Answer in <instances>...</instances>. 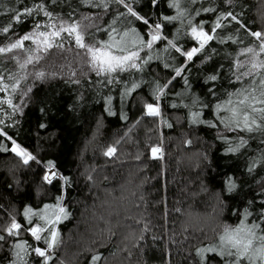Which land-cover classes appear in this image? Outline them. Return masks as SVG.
Here are the masks:
<instances>
[{
  "label": "trees",
  "instance_id": "trees-1",
  "mask_svg": "<svg viewBox=\"0 0 264 264\" xmlns=\"http://www.w3.org/2000/svg\"><path fill=\"white\" fill-rule=\"evenodd\" d=\"M40 3L52 13L51 19L34 12L16 21L17 13ZM169 3L159 0L157 7H152L150 0H136L132 7L150 22L184 11V16L165 21L161 29L162 36L174 40L182 50L198 46L188 35L190 19L193 24L205 22L204 30L210 32L216 18L231 11L245 27L231 18L223 20L216 38L190 62L175 49L164 51L166 40L158 41L153 50L140 53L145 59L153 57L142 71L114 74L118 80L112 84L76 66L67 34L62 35L66 43L56 51L71 57L61 62L59 55L51 52L33 64L50 71L66 66L69 75L55 72L30 83L22 75L15 50L0 54L4 82L19 81L15 93L11 87L0 92V101L11 98L20 108L14 112L7 103L0 104V120L4 121L0 128L39 161L25 165L8 150L11 140L0 137V235L5 236L0 241V264L16 260L13 245L18 242L46 248L26 230L44 226V222L33 217L28 224L23 213L25 208L40 211L45 204L55 205L58 196H63L62 206L69 215L54 225L59 243L49 250L48 264H201L197 249L218 245L224 227L238 226L246 208L252 213L247 223L264 228V218H260L264 211V131H242V124L226 127L231 113L227 109L217 112L215 107L226 102L229 94L247 87L251 79L259 80L253 75L237 81L235 73L239 63L245 64L240 71L250 66L252 54L242 55L243 49L258 51V41L248 33L264 32V0H180V9L170 8ZM202 8L215 11L197 15ZM125 12L127 9L116 3L103 9L82 0H0V30L11 25L7 33L0 31V47L34 31L37 23L39 31H47L49 23L70 24L82 17L94 21L85 31L86 43L107 40L105 30L113 19L121 30L136 27L147 39L148 29L142 22L118 15ZM259 59H264V53ZM185 64L182 76L173 79L174 67ZM211 74L218 79L207 81ZM10 75L15 80L7 79ZM170 80L159 101L161 116L145 115L144 104L154 102L156 83L164 85ZM132 82L140 87L125 96ZM231 99L236 105L239 97L232 95ZM194 112L200 113L202 122L193 123ZM240 140L246 143L237 152L227 151L229 143L235 146ZM153 147L161 148L162 156H153ZM109 148L115 152L106 155ZM49 161L55 164V171L67 177V184L43 180ZM229 178L236 184L231 192ZM13 219L21 229L18 235L8 236L6 228ZM257 234L264 232L257 229ZM29 252L27 264H43V258L31 249ZM97 255L100 259L93 261ZM205 255L212 264H220L215 254Z\"/></svg>",
  "mask_w": 264,
  "mask_h": 264
},
{
  "label": "snow or ice",
  "instance_id": "snow-or-ice-1",
  "mask_svg": "<svg viewBox=\"0 0 264 264\" xmlns=\"http://www.w3.org/2000/svg\"><path fill=\"white\" fill-rule=\"evenodd\" d=\"M136 0H82V3L90 5L92 7H100L107 9L109 4L116 3L123 5L127 9L125 13H119V16H124L127 19L128 16L135 18L136 21L142 22L143 25L148 29L146 32L147 39L145 35H141L140 31L136 27H125L123 30L116 27L117 20L113 19L112 23L109 25V28L106 31L108 39L103 41L93 40L91 43H86L85 41V32L82 30V25L80 22H73L65 25L61 23L58 27L55 23H49L46 25L47 28L54 29L51 32L48 31H39L40 24L37 23L34 25V31L29 32L22 37L18 38L14 42L10 43L7 47H0V54L12 52L14 49H22L24 47V42L31 40L34 44L37 45L38 49L44 51L53 47L54 38H61V33H67L69 37L74 39L76 47L83 49L85 55L88 58V63L96 73V75L103 76L106 83L112 84L118 80V77L114 74L129 72L130 70H136L137 72L143 70V65H146L153 59L151 55H147V58L141 57L140 53L145 49L153 50L154 44L158 41L166 40L167 47L164 51H169V49H175L177 53L186 58V61H192L193 58L203 51L206 48V45L216 38L215 33L217 29H220L222 21L231 18V20L236 21L240 27H245L241 24L240 20L234 15L231 11L226 14H221L216 18L212 23L210 32L204 30V23L199 22L198 24H193L192 20H188V25L190 27V32L188 35L194 40L198 46L191 47L190 50H182L181 47H178L177 44L172 39L162 36L161 29L165 21L171 23L180 19L184 16V11H178L176 16H162L160 19L154 22H150V19L147 15L139 14L132 4ZM189 3H195L196 0H188ZM231 3V0H228ZM152 7H157L159 0H150ZM180 0H170L169 7L180 9ZM200 11L203 12H214L215 8H202L197 10V15L200 14ZM34 12H43V14L50 19L52 18V13L48 12L43 3L35 5L34 8H25L23 13H17L15 19L17 22H20L21 15L31 16ZM89 19V17H85ZM130 23V22H129ZM11 25H9L10 27ZM9 27L3 28L2 32L7 33ZM258 41V51L256 48L247 47L242 50L241 54H252L253 59L250 61V66L247 71H240V69L245 68L244 63H239L237 65V72L235 73V78L237 81L242 80L244 77H252L253 75L258 76L259 80L251 79L247 87L239 89L236 93L229 94V99L223 104L218 103L215 105L217 112L227 109L231 115L225 121L226 127H231L233 124L236 127H240L241 124L243 127L242 131L253 132L255 130L264 131V107H257L256 105H264V59H259L260 55L264 53V32L261 31H250L248 33ZM231 39V37H229ZM224 41L221 39L220 41ZM56 46L62 47V44H57ZM139 61V63L137 62ZM33 62V57L29 56L24 63H21L19 66L21 69H24L28 64ZM168 64H165V67H168ZM187 65L176 66L173 71L176 77L182 76V73L185 71ZM45 73H37L38 78H44ZM26 78V77H25ZM9 80H15V77L10 75L7 77ZM218 79L216 74H211L207 77V81H216ZM5 77L0 74V92H6L9 87H11L12 92L17 91V86L19 84L18 80L11 85L5 83ZM185 83L187 80L185 79ZM171 84V80L168 83L161 85L156 83V86L153 90V103H145V115L150 117H160V105L159 101L162 96L165 95V89ZM140 84L137 82H132L130 87H126L124 95H131L132 92L139 88ZM31 91V89H29ZM209 92L214 94L212 89H209ZM232 95L239 97L238 103L234 105L233 100L231 99ZM112 98H108V104H111ZM198 101H193L197 103ZM7 103L9 107L13 109L14 112L19 111V105H13L11 98H8L6 101H0V104ZM228 105H234L228 107ZM176 107V105H172ZM252 113L256 115H251ZM200 113H192L193 123L202 122L199 119ZM257 116L259 117L260 123H257ZM242 117V119H241ZM4 121L0 120V124H3ZM209 123L210 127H215V124ZM171 127V125H168ZM44 127V125H41ZM0 137H7L11 140L12 147L11 152L15 153L20 157L25 165L30 161H36V157L31 153L25 151L16 143L7 132L0 128ZM246 143L244 140H240L238 144L232 146L229 143L227 151L230 153H235L239 148ZM153 156H155L160 149L158 147H153L151 149ZM115 152V148H109L105 153L106 155H111ZM39 163V161H36ZM48 171L44 174L43 180L51 184L54 179L64 181L68 183L67 177L59 174L55 171V164L51 161L48 162ZM236 188V184L232 182L231 178L228 181V191H233ZM57 203L55 205L45 204L43 209L40 211H33L32 208H25L24 217L27 220L28 224H32V218L38 217L40 221L44 222V226L37 224L29 229H26L30 232L31 236L35 241H43L46 245V248L39 246H32L28 244L27 241L18 242L13 245L15 251L16 260L12 261V264H27L25 259L29 254V249L32 253H35L36 256L43 258V264H48V261L51 259V256L48 254L49 250H52L58 243L59 233L54 227L55 224L59 223L62 219H66L69 215L66 208L62 206L63 196H58L56 198ZM251 203V201L249 202ZM264 209V204L261 205ZM252 213L246 208L244 210L243 219L240 220L238 226H225L223 229V234L219 236L218 245H210L197 249V255L200 257L201 264H212L211 258L205 254H215L219 257L220 264H242L244 260H247L249 264H257V261L260 264H264V235H258L257 229L261 232H264V228H261L259 223H247L248 217ZM260 218H264V211H261ZM21 229V224L16 222L15 219L12 220L10 226L6 229L9 236H15L19 234ZM41 233H47V235L42 236ZM5 236L0 235V241H4ZM231 258V259H229ZM93 261L100 259V256H93Z\"/></svg>",
  "mask_w": 264,
  "mask_h": 264
},
{
  "label": "rangeland",
  "instance_id": "rangeland-1",
  "mask_svg": "<svg viewBox=\"0 0 264 264\" xmlns=\"http://www.w3.org/2000/svg\"><path fill=\"white\" fill-rule=\"evenodd\" d=\"M77 22H80L81 23V25H82V30L85 32L86 31V29H88L90 26H91V24H92V22L94 23V21L93 20H91V18L90 19H85V17H82L80 20H78ZM61 23H64L65 25H67V24H69V23H66V22H64V21H60L59 23H57L56 25H57V27L61 24ZM54 29H50V28H48L47 29V31L48 32H51V31H53ZM40 31H46V30H40ZM63 34H67V33H61V36L63 35ZM63 37V39H61V38H54V44H53V47H51V48H49L48 50H46V51H44V50H42V49H38V47H37V45L36 44H34L31 40H29V41H25L24 42V47L22 48V49H14L13 51L14 52H16L17 53V55H18V57H19V62H21V63H24V61L29 57V56H32L33 57V60H37V59H39V58H42V57H46L48 54L50 55V53L51 52H53V53H56V54H58L59 55V57H60V60H61V62H62V60H64L65 61V59L66 58H69V57H71V56H68V57H66L67 55H63V52H62V50H60L59 52H57L56 51V48L58 47V46H56L57 44H58V42L60 41V43L59 44H64V43H66L65 42V40H64V38H65V36H62ZM70 40V41H69ZM73 40V41H72ZM66 41H69L68 43L71 45L70 47H69V49H70V51H71V54H72V58H74L75 60H77L78 61V64L76 65V66H79L80 68H83L84 70H87V72H94V71H92V69H91V67H90V65H89V63H88V58L86 57V55H85V51L83 50V49H80V48H78V47H76V45H75V42H74V39L72 38V37H70V39H68V40H66ZM62 48V47H61ZM62 52V53H61ZM60 53V54H59ZM251 59H253V57H251ZM34 63V61L32 62V63H30V64H28L26 67H28V66H30V67H28V68H24L23 69V73L24 74H22V75H24L26 78H28L30 81V83H35V82H40L41 80H42V78H38L37 77V73H39V72H44L45 73V76H54V74H55V72H60V74L62 75V74H65V75H69V72H67L66 70V66L65 67H63L62 66V68L61 69H54V70H49V69H42V70H39L40 69V67L39 68H37L38 66H35L34 67V65L35 64H33ZM32 65V66H31ZM46 70V71H45ZM39 71V72H38ZM95 73V72H94ZM24 76H23V78H24ZM156 155H158V156H162V151H161V148H160V151L156 154ZM48 171V170H47ZM46 171V172H47ZM45 172V173H46ZM44 173V174H45ZM36 226V225H35ZM8 228V227H7ZM6 228V229H7ZM6 233H7V231H6ZM30 233V232H29ZM9 236V235H8Z\"/></svg>",
  "mask_w": 264,
  "mask_h": 264
},
{
  "label": "water",
  "instance_id": "water-1",
  "mask_svg": "<svg viewBox=\"0 0 264 264\" xmlns=\"http://www.w3.org/2000/svg\"><path fill=\"white\" fill-rule=\"evenodd\" d=\"M12 147V146H11ZM13 153V152H12ZM13 154H15V153H13Z\"/></svg>",
  "mask_w": 264,
  "mask_h": 264
}]
</instances>
